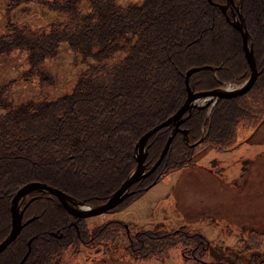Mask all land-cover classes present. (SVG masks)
<instances>
[{"label":"trees","instance_id":"1","mask_svg":"<svg viewBox=\"0 0 264 264\" xmlns=\"http://www.w3.org/2000/svg\"><path fill=\"white\" fill-rule=\"evenodd\" d=\"M0 1L11 9L25 0ZM43 2L57 13L46 27L13 19L0 26V54L12 46L22 48L29 62L24 74L46 77L42 61L55 53L60 40H66L82 59L126 47L110 61L87 62L69 91L0 108V238L9 228V197L23 182L44 180L86 203L104 199L134 166V139L185 97L182 77L189 65L216 66L190 71L187 79L192 89L221 81L236 83L249 70L239 31L208 0ZM237 2L249 32L247 41L258 70L255 78L237 94L217 96L207 111L206 104L192 107L179 122L187 138L176 130L158 164L129 185L130 194L144 188L160 171L189 162L197 142L189 143L202 131L210 144L226 147L236 141L238 124L252 126L264 118V0ZM126 30L132 36H125L123 44L119 38ZM94 42L97 46L92 47ZM169 129L161 125L147 135L143 158L147 166L157 157ZM30 194L33 198L24 206L21 219L34 217L22 223L0 249V264H14L28 238L21 264H61L65 254L77 252L81 244L114 239L123 241L124 253L137 258L162 256L180 244L192 259L185 264H224L203 258L202 248L208 242L200 231L172 226L129 232L125 222L114 217L88 225L84 215L70 213L55 194L45 190H30ZM254 231L255 235L247 232L245 239L249 237L253 247L264 252V231ZM253 257L244 264H264V259L254 261Z\"/></svg>","mask_w":264,"mask_h":264},{"label":"rangeland","instance_id":"2","mask_svg":"<svg viewBox=\"0 0 264 264\" xmlns=\"http://www.w3.org/2000/svg\"><path fill=\"white\" fill-rule=\"evenodd\" d=\"M56 14L43 0H25L11 9L0 1V26L13 19L19 24L46 27ZM124 33L119 38L123 44L125 36H132L130 30ZM125 47L82 59L66 40H60L55 53L42 61L51 77L42 72L46 77L39 78L38 73L24 74L29 65L25 51L12 46L0 54V108L26 105L69 91L87 62L110 61L124 53ZM236 135V141L226 147L199 140L189 162L160 171L152 183L123 197L117 205L84 215L86 224L114 217L123 220L129 232L180 226L205 235L208 243L202 254L207 261L244 264L255 252L254 261L264 259V252L254 248L249 237L245 239L247 232L255 235L254 229L264 231V118L252 126L238 124ZM122 244L118 239L81 244L77 252L65 254L61 264H185L192 260L180 244H174L162 256L149 258L124 253Z\"/></svg>","mask_w":264,"mask_h":264},{"label":"water","instance_id":"3","mask_svg":"<svg viewBox=\"0 0 264 264\" xmlns=\"http://www.w3.org/2000/svg\"><path fill=\"white\" fill-rule=\"evenodd\" d=\"M212 3H215L223 12L225 19L229 21L233 26L239 30L240 34V41H241V48L242 53L244 54L245 60L247 64H249V70L245 78L242 80L234 83L233 85L223 84L221 81L220 84L214 85L213 87L209 88H201V89H192L189 86L187 76L190 71L199 69L203 66L214 70L216 67L214 64H200V65H189L183 72V82L184 88L186 91L185 97L179 104L177 108H175L171 113L167 114V116L156 123L152 124L148 128H146L143 132H141L134 140L132 145V151L135 159L134 166L129 169L123 179L119 182L117 186L108 195L102 199L100 202L95 203H86L82 199L75 198L73 195L68 193L67 191L61 190L55 185H51L44 180L38 179H31L30 181L23 182L19 184L11 193L8 204H9V228L8 231L0 238V249L10 240V238L19 230L20 225L26 221L31 220L34 217V214L21 219V211L23 207L27 204L30 198L33 197L32 194L28 195L30 189L34 190H46L55 194L59 201L68 209V211L74 214L76 217L83 216V215H90L92 213L101 212V210L108 209L113 204L121 200L124 195L129 194L132 189L128 187V185L134 182L136 179L147 175L146 173L150 172L157 164L158 160L161 158L163 153L165 152V148L169 143L170 137L175 130H181L183 137H186V129L184 127H179L178 122L183 117L189 114L193 106H202L210 102L212 104L214 99L217 96H225V95H234L238 92H241L247 89L248 85L252 82L255 78V73H257L256 65L254 64L253 53L251 44L246 41L249 37V32L245 28L244 19L240 13L239 4L235 3L234 0H223L221 2L216 0H208ZM226 6L229 7V13L226 10ZM235 6V9L233 8ZM235 10L237 11V15H235ZM230 14V16L228 15ZM197 99H202L201 101L197 102ZM183 111H186L185 114H182ZM204 121V119H203ZM171 124V128L168 131L167 135L165 136V140L160 147V151L157 154V157L151 161V163L147 166L146 163L142 162L145 156L144 151V142L145 137L153 130H155L160 125H168ZM203 124V122H202ZM201 124V125H202ZM203 131L200 135L192 140L189 144L200 140L202 138ZM145 153V154H144ZM146 165V166H145ZM146 186V185H145ZM25 196V200L21 203L22 197ZM79 203L84 204V206L78 205ZM29 239L26 240L27 246L24 249L25 251L21 254V257L16 261L15 264H21V260L26 255L28 248H29Z\"/></svg>","mask_w":264,"mask_h":264},{"label":"bare ground","instance_id":"4","mask_svg":"<svg viewBox=\"0 0 264 264\" xmlns=\"http://www.w3.org/2000/svg\"><path fill=\"white\" fill-rule=\"evenodd\" d=\"M227 12H228V11H227ZM238 31H239V30H238ZM253 59H254V57H253ZM254 63H255V62H254ZM233 84H234V83L230 82L228 85L231 86V85H233ZM201 100H202V99H197L196 101L199 102V101H201ZM193 107H194V106H193ZM183 118H185V117H183ZM183 118H182V119H183ZM182 119H181V120H182ZM179 122H180V120H179ZM179 122H178V126H179ZM170 125H171V124L169 123L168 125H165V127H168V126H169V128H171ZM160 126H161V125H160ZM158 127H159V126H158ZM158 127H157V128H158ZM155 130H156V129H155ZM169 130H170V129H169ZM153 131H154V130H153ZM175 131H176V130H175ZM175 131H174V132H175ZM178 131H180V130H178ZM174 132H173V133H174ZM173 133H172V134H173ZM149 134H150V133H149ZM146 137H147V135H146ZM146 137H145V142H144V151L146 150V147H147V146L145 145L146 140H147ZM167 146H168V144H167ZM167 146H166V148H167ZM166 148H165V149H166ZM165 151H166V150H165ZM145 153H146V151H145ZM145 153H144V154H145ZM142 162H143V161H142ZM151 183H152V182H151ZM30 190H33V189H30ZM45 191H46V190H45ZM132 191H133V189H132ZM29 192H30V191H29ZM29 192H28V195H29ZM50 193H51V192H50ZM32 198H33V197H32ZM24 199H25V196L22 197V199H21V203H22V201H23ZM30 199H31V198H30ZM29 201H30V200H29ZM83 201H84V200H83ZM78 205H80V206H84V204H82V203H79ZM23 208H24V207H23ZM22 210H23V209H22ZM21 213H22V211H21ZM21 218H22V216H21ZM19 229H20V228H19ZM17 232H18V231H17ZM17 232H16V233H17ZM16 233H15V234H16ZM15 234H14V235H15ZM14 235H13V236H14Z\"/></svg>","mask_w":264,"mask_h":264},{"label":"flooded vegetation","instance_id":"5","mask_svg":"<svg viewBox=\"0 0 264 264\" xmlns=\"http://www.w3.org/2000/svg\"><path fill=\"white\" fill-rule=\"evenodd\" d=\"M234 2L235 3H238L237 2V0H234ZM233 8L235 9V6H233ZM239 9H240V13H241V15H242V12H241V6L239 7ZM226 10L228 11V13H229V7L228 6H226ZM229 16H230V14H228ZM235 15H237V11L235 10ZM242 18H243V15H242ZM244 19V18H243ZM244 22H245V20H244ZM231 24V23H230ZM232 25V24H231ZM245 25V24H244ZM233 26V25H232ZM233 27H235V26H233ZM256 65V64H255ZM256 70H257V68H256ZM257 72H258V70H257Z\"/></svg>","mask_w":264,"mask_h":264}]
</instances>
